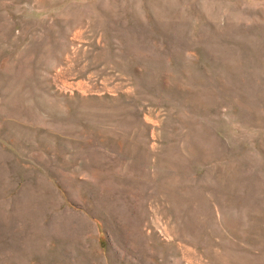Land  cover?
<instances>
[{"label":"rangeland","instance_id":"rangeland-1","mask_svg":"<svg viewBox=\"0 0 264 264\" xmlns=\"http://www.w3.org/2000/svg\"><path fill=\"white\" fill-rule=\"evenodd\" d=\"M0 264H264V0H0Z\"/></svg>","mask_w":264,"mask_h":264}]
</instances>
